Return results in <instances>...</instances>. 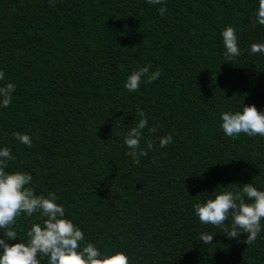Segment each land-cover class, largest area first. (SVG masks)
I'll return each mask as SVG.
<instances>
[{"label": "trees", "instance_id": "obj_1", "mask_svg": "<svg viewBox=\"0 0 264 264\" xmlns=\"http://www.w3.org/2000/svg\"><path fill=\"white\" fill-rule=\"evenodd\" d=\"M257 9L258 0H0V86L16 85L0 105V149L15 157L6 171L30 173L37 195L55 193L82 247L123 251L130 264H264V220L248 246L246 234L202 224L193 207L247 183L264 191V137L221 127L225 111L264 112V54L251 53L264 43ZM229 25L241 49L231 60L221 35ZM149 65L160 77L129 92L127 77ZM137 109L148 121L140 147L153 142L138 165L124 144ZM33 223L40 213H22L7 242L26 243Z\"/></svg>", "mask_w": 264, "mask_h": 264}, {"label": "clouds", "instance_id": "obj_2", "mask_svg": "<svg viewBox=\"0 0 264 264\" xmlns=\"http://www.w3.org/2000/svg\"><path fill=\"white\" fill-rule=\"evenodd\" d=\"M53 0H50V3ZM150 5H161L162 0H147ZM167 11L160 7L161 16ZM254 22L264 25V0H258ZM222 43L226 49L224 55L231 60L241 55L238 46L236 30L233 26H226L222 33ZM251 53L264 54V43H253ZM161 75V70L150 71V65L133 71L126 80L124 87L129 92H137L141 83L151 84ZM5 79V74L0 71V81ZM16 85L9 82L0 86V105L7 108L12 101V94ZM139 117L134 127L125 134L124 144L135 164L140 163V157L146 156L147 151L153 148L151 140H145L146 149L140 147L143 130L148 126L145 113L137 109ZM221 127L226 136L236 138L240 134L264 137V112L259 111L255 105L243 106L236 112L225 111L221 114ZM155 133L156 127L148 129ZM16 140L32 147V139L28 134L13 133ZM172 142V136L167 135L159 139L161 147H166ZM8 147L0 149V230L5 237L0 238V264H41L38 257H48V264H130L128 255L123 251L102 253L93 243L85 241L82 230L72 220L66 218L65 209L56 202L55 193L47 197L37 195L29 185L32 175L27 172L9 173V161L14 160ZM195 215L202 224H210L222 230L229 238H237L246 234L244 241L248 246L256 242L262 230L261 221L264 220V191L257 190L252 183L243 184L235 191H224L215 194L206 202L194 206ZM24 213L28 217L40 213L41 223H33L26 232L27 242L8 243L16 240L18 233L14 230L17 219ZM231 217L230 227H225V222ZM203 243H213V235L201 233Z\"/></svg>", "mask_w": 264, "mask_h": 264}]
</instances>
